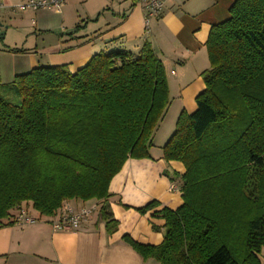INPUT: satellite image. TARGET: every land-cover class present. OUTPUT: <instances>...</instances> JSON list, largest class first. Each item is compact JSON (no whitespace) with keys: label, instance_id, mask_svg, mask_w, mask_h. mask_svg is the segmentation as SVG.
Returning <instances> with one entry per match:
<instances>
[{"label":"trees","instance_id":"trees-1","mask_svg":"<svg viewBox=\"0 0 264 264\" xmlns=\"http://www.w3.org/2000/svg\"><path fill=\"white\" fill-rule=\"evenodd\" d=\"M229 12L206 42L210 66L197 109L180 113L162 146L165 160L185 165L183 202L135 207L164 220L160 244L123 235L144 259L261 264L264 0H235ZM169 103L165 66L150 40L138 54L94 53L74 72L59 64L35 66L10 83L0 76V226L16 223L22 208L57 218L67 201L98 200L107 232L117 231L107 211L110 183L128 159L151 157Z\"/></svg>","mask_w":264,"mask_h":264},{"label":"crops","instance_id":"crops-1","mask_svg":"<svg viewBox=\"0 0 264 264\" xmlns=\"http://www.w3.org/2000/svg\"><path fill=\"white\" fill-rule=\"evenodd\" d=\"M3 1L5 8H10L26 0ZM234 1L165 0L162 13L150 19L149 28L146 4L142 0H106L105 7L93 15L84 17L78 13L71 26L66 25V20L70 13L79 11L77 0H66L61 11L28 10L35 12L43 23L51 20L63 32L49 47L36 45V48L56 50L59 53L54 63L68 64L73 72L94 53L122 48L138 54L144 42L150 40L164 63L170 91L176 89L180 113L183 110L193 113L197 109L196 97L205 89L202 72L210 66L206 42L211 28L229 17ZM53 15L59 18L52 19ZM77 25H80L78 30ZM34 65L35 61L20 64L16 74ZM160 144L155 148L151 145L150 158L128 159L110 183L107 211L119 221L117 231L107 232L100 211L77 229L54 228L52 221L56 217H40L33 212L37 218L34 222L0 226V259H5V264H28L27 255H35L41 264H161L155 259H144L123 239L124 234H129L142 243L160 244L164 238V220L152 216V211L142 214L135 207L158 200V208L176 209L183 202L181 175L185 165L181 161L165 160ZM92 201L71 200L66 204L79 208L93 204ZM259 259L264 264V247Z\"/></svg>","mask_w":264,"mask_h":264},{"label":"rangeland","instance_id":"rangeland-1","mask_svg":"<svg viewBox=\"0 0 264 264\" xmlns=\"http://www.w3.org/2000/svg\"><path fill=\"white\" fill-rule=\"evenodd\" d=\"M105 3H107L106 0H77V8L79 11L70 13V16L66 20V25L71 26L78 13L81 12L84 17L93 15L105 7ZM34 14L35 12L31 10L0 9V76L2 82L10 83L14 79L17 71H20L18 70L20 64L24 65L30 61L32 63L35 61L34 66L60 64L54 63L53 61V59L58 58L55 56L59 52L54 49L41 50L38 47H49V45L57 41L59 36H62L63 32L60 31V28L56 24H52L53 22L51 20L49 22L44 21L43 23ZM53 16L52 19L59 18L57 15ZM47 28H51L52 31H46ZM36 45L38 46L37 48ZM24 69L21 73L30 71L32 67L29 69L25 67ZM175 91L176 89L174 88L172 92L170 91L169 106L159 123V129L153 135L152 145L154 148L156 147L155 145L160 143H162L160 145H164L176 129V123L181 111L179 109L182 108H179L181 105L175 98ZM175 109L176 112L174 114ZM177 109L179 110L178 112ZM92 203L97 205L96 211H99L102 202L93 200ZM27 256L26 261H28V264H41L37 256ZM10 259L12 260V257L9 258V261ZM5 263L6 260L1 258L0 264ZM9 264L11 263L9 262Z\"/></svg>","mask_w":264,"mask_h":264},{"label":"built area","instance_id":"built-area-1","mask_svg":"<svg viewBox=\"0 0 264 264\" xmlns=\"http://www.w3.org/2000/svg\"><path fill=\"white\" fill-rule=\"evenodd\" d=\"M146 4L147 9V19L146 27L149 28V21L152 17L159 16L164 8L165 0H142ZM66 0H26L19 4L10 6L14 10H38V9H54L61 11L65 5ZM7 7L3 0H0V9ZM172 189H175L174 186H171ZM97 210V205H85L78 209L66 205L63 208L61 215L52 221L54 228L59 229H77L84 220H87L92 216ZM37 218L33 215H30L26 209L22 208L19 211L17 216V222L28 223L34 222Z\"/></svg>","mask_w":264,"mask_h":264}]
</instances>
